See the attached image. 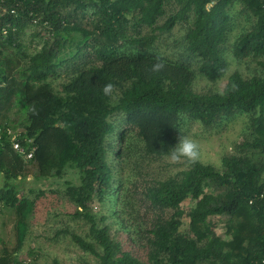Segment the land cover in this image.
I'll return each instance as SVG.
<instances>
[{
  "label": "trees",
  "instance_id": "obj_1",
  "mask_svg": "<svg viewBox=\"0 0 264 264\" xmlns=\"http://www.w3.org/2000/svg\"><path fill=\"white\" fill-rule=\"evenodd\" d=\"M236 4L251 27L234 39L231 54L256 68L247 78L233 72L220 92L196 93L188 62L152 48L160 35L186 25L185 58L196 60L208 81L220 79ZM28 28L29 44L38 40L32 52L23 42ZM142 28L149 32L141 35ZM85 52L94 58L86 66L78 62ZM61 69L70 75L55 90L51 80ZM233 114L248 115V135L220 168L186 160L185 170L146 184L141 195L156 217L141 237L144 255L134 254L133 242L142 240L127 227L116 239L106 216L93 212L95 202L126 201L111 156H168L185 119L209 128ZM117 116L140 145L115 128ZM0 130V203L13 216L15 239L9 249L1 241L0 264H32L18 259L34 209L18 182L62 179L69 169L78 182H64L73 206L67 216L86 233L65 227L55 237L68 236L96 264H264V0H0ZM15 133L33 149L30 159L12 149ZM186 200L194 205L182 233Z\"/></svg>",
  "mask_w": 264,
  "mask_h": 264
},
{
  "label": "rangeland",
  "instance_id": "obj_2",
  "mask_svg": "<svg viewBox=\"0 0 264 264\" xmlns=\"http://www.w3.org/2000/svg\"><path fill=\"white\" fill-rule=\"evenodd\" d=\"M231 31L226 41L223 57L226 62L224 75L214 81H208L198 72L196 60L186 59V53L183 45V36L187 26L177 24L170 33L160 35L152 52L164 56L172 61L185 60L188 62L194 73V83L192 90L196 93H214L220 92L226 83L227 77L233 72H239L242 77H250L256 65L247 60H236L231 54V46L234 39L243 30L251 27V22L245 13L240 12V6L234 5L230 11ZM160 19L159 21H161ZM162 22V21H161ZM160 22V23H161ZM33 28L26 29L23 42L27 45L28 52L37 48V41L29 44ZM149 32L148 28H142L140 34ZM227 38V39H228ZM94 61L89 52L83 53L81 62L88 65ZM80 67H84L80 65ZM70 75V71L61 69L57 71L56 76L51 80L55 90L59 85L65 82ZM122 117V116H121ZM117 116L112 119L116 129L123 130L125 136L130 138L131 142L140 143L133 139L134 131L125 126L122 118ZM248 115L233 114L230 117L222 119L216 125L205 128L197 122L185 119L182 122L183 136L193 138L199 145L200 156L198 161L203 164L212 165L216 168L221 167V161L224 156L235 153L234 146L241 143L248 135ZM114 167V176L119 178L126 193V201L115 200L111 204L100 207L97 202L93 204V212L98 216H106L105 224L110 226V232L116 239L125 238L126 233L122 232V227H127L128 235L131 238H140L146 235V231L151 228L155 220L154 211L144 202L142 192L146 184L153 180H162L170 176H175L186 169V160L171 161L168 156L152 157L141 155L139 152L131 155L130 159L123 162L110 158ZM70 181L73 184L78 182L76 173L69 169L67 175L62 179L50 178L48 180L35 182L31 179L18 182L20 196H27L34 200V209L29 217L28 229L25 233L23 244L18 252L19 261L32 262V264H96L95 259L88 253L78 249L68 236L58 235L55 237L56 229L69 227L81 236L86 233V226L82 222L72 221L67 214L72 212L73 206L66 201L63 196L64 182ZM2 178L0 177V186ZM43 193L39 197V193ZM194 205L193 202L186 200L181 204L185 215L182 218L180 232L189 230V219L186 213ZM12 214L5 209L2 210L0 203V250L3 247L2 242H6V248L12 247L15 239L13 238ZM220 232L221 230H217ZM132 244L133 253L143 256L142 244Z\"/></svg>",
  "mask_w": 264,
  "mask_h": 264
},
{
  "label": "clouds",
  "instance_id": "obj_3",
  "mask_svg": "<svg viewBox=\"0 0 264 264\" xmlns=\"http://www.w3.org/2000/svg\"><path fill=\"white\" fill-rule=\"evenodd\" d=\"M155 68H159L160 65H155ZM113 84L106 83L102 86V93L106 97H110L113 93ZM168 158L171 161H179L181 159L189 162H195L199 159L200 150L196 141L189 136H181L178 142L168 150Z\"/></svg>",
  "mask_w": 264,
  "mask_h": 264
},
{
  "label": "built area",
  "instance_id": "obj_4",
  "mask_svg": "<svg viewBox=\"0 0 264 264\" xmlns=\"http://www.w3.org/2000/svg\"><path fill=\"white\" fill-rule=\"evenodd\" d=\"M11 130H7V134L11 135ZM1 130H0V139H1ZM18 133H15L14 135H12L11 137V145H12V149L15 150L18 154H21L24 156L25 159H30L33 153V149L29 148L28 145L23 146V144H21V141L18 139ZM30 143V142H28Z\"/></svg>",
  "mask_w": 264,
  "mask_h": 264
}]
</instances>
